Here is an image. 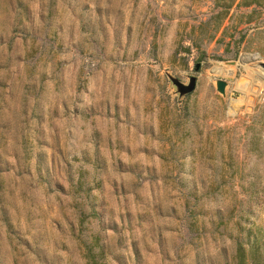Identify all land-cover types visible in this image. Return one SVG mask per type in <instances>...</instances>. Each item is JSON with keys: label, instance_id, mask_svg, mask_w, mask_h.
Instances as JSON below:
<instances>
[{"label": "rangeland", "instance_id": "rangeland-1", "mask_svg": "<svg viewBox=\"0 0 264 264\" xmlns=\"http://www.w3.org/2000/svg\"><path fill=\"white\" fill-rule=\"evenodd\" d=\"M240 1L217 29L224 0H0V264H262L264 0Z\"/></svg>", "mask_w": 264, "mask_h": 264}, {"label": "trees", "instance_id": "trees-1", "mask_svg": "<svg viewBox=\"0 0 264 264\" xmlns=\"http://www.w3.org/2000/svg\"><path fill=\"white\" fill-rule=\"evenodd\" d=\"M236 0H224V2H222L220 5L221 7V11L218 12V17L217 20L218 22H216V28L218 29L221 22L224 20V18L227 16L229 9L231 8V6L234 4ZM257 3L256 0H241L240 4L243 6H249L252 3ZM255 249H253V247L250 248V260H251V264H253L255 262ZM87 264H102L99 263L96 258H95V254L91 251V249H88V254H87ZM262 264H264V248L262 249Z\"/></svg>", "mask_w": 264, "mask_h": 264}, {"label": "water", "instance_id": "water-1", "mask_svg": "<svg viewBox=\"0 0 264 264\" xmlns=\"http://www.w3.org/2000/svg\"><path fill=\"white\" fill-rule=\"evenodd\" d=\"M199 64H196V69L198 68ZM172 82L176 85L178 91L180 94L188 93L191 92L195 88L196 84V77L195 76H190L188 83L185 84L175 78H171ZM227 86V82L222 79H216L215 80V88L218 92L221 94H225V88Z\"/></svg>", "mask_w": 264, "mask_h": 264}]
</instances>
